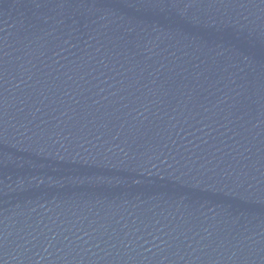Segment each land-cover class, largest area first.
<instances>
[{
    "label": "water",
    "instance_id": "1",
    "mask_svg": "<svg viewBox=\"0 0 264 264\" xmlns=\"http://www.w3.org/2000/svg\"><path fill=\"white\" fill-rule=\"evenodd\" d=\"M0 264H264V0H0Z\"/></svg>",
    "mask_w": 264,
    "mask_h": 264
}]
</instances>
